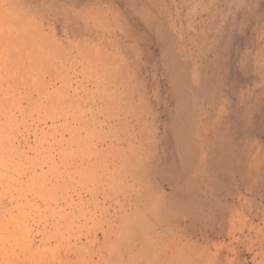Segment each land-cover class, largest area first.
Instances as JSON below:
<instances>
[{"label": "rangeland", "instance_id": "obj_1", "mask_svg": "<svg viewBox=\"0 0 264 264\" xmlns=\"http://www.w3.org/2000/svg\"><path fill=\"white\" fill-rule=\"evenodd\" d=\"M159 1L0 0V264H133L137 255L140 256L139 242H132L134 232L138 239L141 238L142 234L139 233L151 224V220H140L133 228L117 226L113 230L117 232L115 238H110L109 243L106 240L104 244L101 231L108 229L107 218L110 219L117 204L110 202L111 197L106 204H102V196L97 203L84 194L86 186L82 183L93 174L79 167L85 154L76 143L92 140L97 144L102 134L99 133L97 121L92 119L96 109L83 107L86 102L92 103L97 99L95 91L86 94L82 88L87 86L83 74L107 72L101 78L109 86L121 77L112 66H128V61L147 62L145 57L132 54L142 47L138 48L134 45L136 43L130 42L129 45L134 48L129 51L132 53L128 57L122 44L124 42L117 40L126 34L141 39L144 30L130 22L136 18L143 23L145 17L155 20ZM203 2L206 10L215 6L212 0ZM261 15L263 11L260 9L244 25L239 20L237 26L240 33H236L232 42L226 44L228 47L231 44L230 53L223 54L227 70L229 65V76H220L215 82L203 84L201 95L194 98L184 97L183 88L178 87L185 113L194 105L204 103L208 107L212 102H227V98L221 96L225 90L244 91L245 98L250 96L249 91L260 95L258 100L254 97V100L244 102L240 113L235 111L241 108L238 99H230L231 115H237L241 122L228 127L229 131L223 134L218 147L215 146V155L205 159L201 174L193 171L180 151V148L185 149L186 137L182 135H186L189 125L178 111L180 102L175 105L174 98L164 91L169 79L160 63L157 66L160 72L145 77V80L153 83L158 99L162 100V109L172 114L169 118L166 115L162 118L167 129L165 131L161 127L158 136L164 138V143L153 145L151 137H146L147 142L144 141L140 150L139 147L133 148L128 157L125 156L124 167L121 168V163L116 167L113 165L116 171L119 166L118 172L95 174L101 180L115 179L112 189L106 193H115L113 196L119 204L117 210L127 197L135 199L138 196L137 187H130L133 180L146 176V188L152 187L153 192L159 188L173 204L172 211L178 212L174 213L176 217L172 214L174 219L168 217L166 223L172 226L163 225L164 229L170 230L174 226L175 234L181 235L185 231V223L196 247H206L210 241L216 240L220 254L211 256H229L233 264H264V199L259 198L264 195V171H257L258 162L264 159V56H257L259 50H256L260 33L264 37V29L256 31ZM260 22L264 26V17ZM143 28H146L145 25ZM190 46L189 43L186 49ZM175 50L181 53V49ZM236 55H248L238 68ZM107 59H111V65L109 60L106 62ZM105 64L112 69H107ZM59 73L69 74L73 87L61 90L60 83L52 85L54 76ZM212 74L208 76L210 81ZM139 76L131 82L133 94L136 92L137 95L140 92ZM47 94L50 99L60 100V104L48 106ZM63 100L66 103L76 100L81 105L74 109L67 105L62 109ZM135 105L137 112L143 114L140 118L143 116L142 119L150 122L149 111L155 103L142 102L137 97ZM73 111L84 117L82 125L72 119L75 115ZM211 113L212 110L208 109L207 114ZM68 117L70 122L77 123L70 125L72 131L64 128L65 118ZM86 123L88 130L93 131L90 138L84 132ZM70 131L76 132L73 142ZM105 135L109 136L108 132ZM204 142L207 147V141ZM137 162L140 163L139 167L136 166ZM80 193L84 197L82 201ZM231 195H235L241 214L236 215L234 225L228 223L222 227L228 214V204L233 202ZM130 218L127 220L132 222L133 216ZM113 242L122 254L116 256L100 250L106 246L109 248ZM130 245L132 249L135 245L138 247L133 249L134 254L130 252Z\"/></svg>", "mask_w": 264, "mask_h": 264}, {"label": "bare ground", "instance_id": "obj_2", "mask_svg": "<svg viewBox=\"0 0 264 264\" xmlns=\"http://www.w3.org/2000/svg\"><path fill=\"white\" fill-rule=\"evenodd\" d=\"M203 1L204 0H160L158 6L156 5L157 15L155 16V20L148 19L146 17L144 18L145 21L143 23H141L140 20L136 18L132 20V22L130 23H132L133 26L141 27V29L146 32L142 31V35H140L141 39H139V37L130 35L131 37L133 36L132 39L128 34H124L125 37L121 38L120 40L118 39L117 42H124L122 44L126 48L125 50L127 51L128 57L129 54L132 53L129 51L134 48L130 46L129 43H136L134 44L135 46H137L138 48L140 46V48L142 47L143 49L141 48L139 51L137 50L136 54H132L138 56L139 58L145 57L147 62L143 63L142 61L135 63L134 61H128V66H126L124 62V65L119 68L117 67L120 65L116 67L112 66L114 69L118 70L121 77L119 76V78H114L115 80L112 81V84L110 83L111 85L109 84L108 86L107 83H104V78H101V75L103 73L107 74V72H97L96 75H86L85 73L83 74V78L87 82V86H83L82 88L84 89L86 94L93 93V91L97 93V99H95L92 103L86 102L85 104H83V107H91L93 109H96L97 114H95V112L94 115H92V113L91 115L93 116L92 119H94V121H97L98 123L99 133L101 134L102 132V134L104 133L105 135L108 132L109 134V136H102V134L99 135L100 140L96 142L97 144H94L92 140H87L84 143H76V145L80 146L82 152H84L85 154V156L83 157L84 160H81L82 164L79 167L81 169L85 168V171H90L93 174V177L87 176V179L82 183L84 187L86 186V189H83L86 190V192H84L83 190L82 191L84 192V194H86V196L90 197L89 200L93 199L97 203H99L102 196L104 200H102L103 202L101 203L106 204L111 197L110 202L116 203L117 206H119L117 199H115L116 197L113 196L115 193L113 194L112 191L106 193V191L112 189V184L115 182V179L104 178V180H101L100 178H98V176H95V174L98 172H103L104 175H110V173L118 172L119 166L118 171H116V169L113 168V165H115L116 167L118 163H121V168L124 167L126 162L125 156H127V154H129L130 151L133 150V148L139 147L138 150H140V147L142 148L144 146L146 137H151V142H154L153 145H155V143L158 145H162L164 143V138L158 136L161 127H164L165 131L167 129V125L164 124L162 118L165 117V115L169 118L172 114H167L166 111L162 109V100L158 99V94L154 90L153 83L145 80V77H151L160 72V70L157 68L159 63L163 65L164 72L169 79L168 87L164 89V91L168 95L172 96V98H174L175 105L180 102V104L177 105L178 111L183 117H185L184 119L189 125L186 135H182V137H186V144H184L185 149L180 148V151L186 161L189 162L190 167L193 168V171L195 173L201 174L202 165L206 161L205 159H209L208 157L212 154L215 155V148L218 147L219 140L221 139L223 134L229 131L228 127L230 125H236L241 122V119L236 118L237 115L236 117H232L231 115L232 112L229 108L230 99H238V105L241 108L235 111H239L240 113L241 110H243V105L246 102H248L249 100H254V97H256L257 100L260 98L259 93L257 94L255 93V91H249L248 94H250V96L245 98L244 91L237 92L232 90H225L223 91V93L221 92V96L226 97L227 99L225 100H227V102H212L208 107H206V104L204 103L202 105H194L187 113L184 112L182 102L180 101L181 99L179 97V93L181 91L178 87L183 88L184 97L194 98L195 95H201L203 84L215 82L220 76H229V65L227 70V64L224 63V58L226 57H223V54L224 52H226L227 54L230 53L231 50L229 47L231 44L229 45V47L226 46V44L228 42H232L231 40L234 39V35L236 33H240V29L237 26L239 24V20L244 25L248 21V18L251 15H254L255 12L260 9L263 11L261 19L264 17V0H212L215 6H212L214 8H209L208 10L204 8L205 4ZM260 20L258 18V22L256 24V31L259 30V32L264 29V26L263 24H261ZM144 25L146 28H143ZM9 26L11 25L9 24ZM134 35L136 34L134 33ZM41 41L42 40H40V42ZM189 43L191 44V46L186 49V46H188ZM175 48L179 50L181 49V53L175 50ZM256 50H259L257 52V56L258 54L259 56H264V37L262 33H260L258 37ZM69 54H72V52ZM236 56L238 58V64L236 68H238L241 67L242 63H244V60L248 57V55ZM21 58L24 59V57ZM68 58H71L70 55ZM108 60L109 59H107L106 62H108ZM111 62L112 61H110L109 64ZM82 63L83 61L81 62V64ZM97 64L99 65V62ZM109 64L107 65L110 66L111 64ZM73 65H75V63H73ZM107 65V69H112L108 68ZM213 65L214 67H212ZM134 68H136L137 71ZM149 68H151L150 71H148ZM99 69L98 71H100ZM114 72L116 73V71ZM220 72L221 74L219 75ZM211 73H213V78L210 81L208 76ZM139 74L140 78L137 82L140 86V92L137 95L136 92L133 94V85L131 84V82H134L136 76ZM68 75L69 74L65 73H59L58 75H55L52 85L57 86V84L60 83L61 86L59 87V89L61 90H67L70 87H73L70 84V78L68 77ZM110 78L112 77L110 76ZM89 86H91L92 88H89ZM137 97L142 102L147 100L150 103H155L154 108L149 111V118L151 119L150 122H148L147 119H142L143 116L142 118H140L143 114L137 112V106L135 105ZM46 98L47 105L49 104L51 106L60 104V100L56 98L50 99L48 94L46 95ZM191 102L193 101L191 100ZM67 103L65 101L61 103L62 105H64L62 109H64V107L67 108L68 106L70 107V109H74L78 108V105H81V103L76 100H72L68 104ZM208 109L212 110V113L210 115L207 114ZM146 112L147 111L145 110V116ZM79 115L82 117V115L79 113L73 115L72 119H74L75 121L77 120L78 124H81L84 117H82L81 119ZM210 116L213 118H211ZM70 121L71 120H69V117L65 118L64 128L69 129L71 127L70 125L75 122ZM205 121H207L209 125ZM87 126L88 125L86 123V126H84V132L87 134V137L90 138L93 131L90 132ZM71 131L70 135L72 140L74 139V133L76 132L72 133ZM150 139H148V141H150ZM204 141H207V147H205ZM215 141H217V144H215ZM71 142H73V140ZM136 151L137 149L135 150V152ZM113 156H115L116 158ZM209 164L211 165L212 163L209 162ZM86 165L87 167H85ZM138 165L140 166V163L137 162L136 166ZM262 170L264 171V159L260 160L257 165V171L262 172ZM128 172L126 171V173ZM140 172L142 171L140 170ZM117 179L119 180L120 178ZM146 180L147 179L145 176L140 179H134L133 183L131 182L132 185L129 184L130 187H135V189L137 187L136 192L138 193V196H136L135 199L132 198L133 200L131 198L127 199L128 197L126 198L125 196L126 201L125 203H123V205L120 204V209L118 208L119 210H117L116 206L112 210L110 219L107 218L108 222H105L109 226L108 229H103L101 231L103 232L102 235L104 244L106 240L107 242L111 241L110 238L114 237L117 234L116 231L113 232V230H116L117 226L120 228L124 226H130L131 228H133V226L139 223L140 220L144 221V219L147 218L151 220V224L145 226L143 228V231L139 233L142 234L141 238L138 239L139 236H135L136 233L134 232V238L132 242L133 244L136 241L139 242L136 243H138V246H140L138 253L140 254V256L137 255V259H135V262H133V264H233V259H231V257L229 256L223 258H214L213 256H211V254H220L217 250L218 244L216 240H209L210 244L206 247H196V244L192 242V235H188V225L186 226L185 223L183 224L185 231H183L181 235L175 234V230L173 231L172 229L174 226L171 228L172 231L171 229H164L165 226L163 225L167 226L169 224L166 223L168 217H172L174 219V216H172V214L177 211H172L171 207L173 204H170L167 199V195H165V193L163 192H160L159 188L156 189L155 192H153L152 187H150V189L146 188V185L148 183V181ZM124 186L127 187V185L125 184ZM101 191H103L102 195ZM79 198L81 201L84 200V197L81 193ZM259 198L264 199V195H260ZM230 199H232L233 202L230 205L228 204V214L224 218L225 221L224 223H222V227L226 226L228 223L234 225V223H236V215L241 214L239 213V211H241L240 208H237L238 203L236 202L235 195H231ZM257 214L258 212L256 213V216ZM174 215L176 217L177 214ZM132 216L133 221H128L127 219ZM183 227L181 226L180 228ZM222 230L224 231V229ZM120 232L121 231H119V233ZM113 243H111V246H109V248L106 246L102 247L103 249L101 248L100 250L107 252V254H117L116 256H118V254H122L120 253L118 246ZM188 243H191L190 245L192 246L188 245ZM130 248L132 250L130 251L132 252L131 254H134V248L132 249V246ZM213 249L215 250L214 252L212 251Z\"/></svg>", "mask_w": 264, "mask_h": 264}]
</instances>
